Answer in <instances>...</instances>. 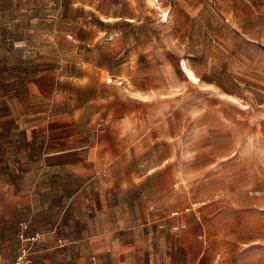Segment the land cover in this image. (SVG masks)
I'll use <instances>...</instances> for the list:
<instances>
[{"label": "crops", "instance_id": "crops-1", "mask_svg": "<svg viewBox=\"0 0 264 264\" xmlns=\"http://www.w3.org/2000/svg\"><path fill=\"white\" fill-rule=\"evenodd\" d=\"M130 67L135 82L150 75ZM84 85L83 103L40 114L29 143L26 114L12 116L4 105L0 255L16 260L20 224L29 221L26 234H40L33 264H208L222 253L208 256L221 247L212 232L230 229L224 212L254 202L250 178L232 158L204 164L201 127L171 126L147 92L93 79ZM248 247L245 257H263V243ZM223 256L225 264L245 263Z\"/></svg>", "mask_w": 264, "mask_h": 264}, {"label": "rangeland", "instance_id": "rangeland-1", "mask_svg": "<svg viewBox=\"0 0 264 264\" xmlns=\"http://www.w3.org/2000/svg\"><path fill=\"white\" fill-rule=\"evenodd\" d=\"M137 63L150 75L135 82ZM90 79L123 81L171 126L201 127L204 164L234 159L255 199L224 212L230 229L212 232L221 247L207 253L264 264L245 257L264 244V0H0V122L9 101L29 143L40 114L83 103Z\"/></svg>", "mask_w": 264, "mask_h": 264}, {"label": "built area", "instance_id": "built-area-1", "mask_svg": "<svg viewBox=\"0 0 264 264\" xmlns=\"http://www.w3.org/2000/svg\"><path fill=\"white\" fill-rule=\"evenodd\" d=\"M123 81L119 82L122 85ZM29 221H24L20 224V230L18 237L21 242L19 254L14 262L7 261L2 255H0V264H33V247L32 244L37 240L40 234L27 235L26 231L29 228ZM100 264V263H95ZM208 264H225V259L222 253H217L215 257Z\"/></svg>", "mask_w": 264, "mask_h": 264}, {"label": "bare ground", "instance_id": "bare-ground-1", "mask_svg": "<svg viewBox=\"0 0 264 264\" xmlns=\"http://www.w3.org/2000/svg\"><path fill=\"white\" fill-rule=\"evenodd\" d=\"M150 3L153 4V0H149ZM114 17H111L109 20H114ZM184 68L187 69L186 63H184ZM110 80H112L110 77H108Z\"/></svg>", "mask_w": 264, "mask_h": 264}]
</instances>
